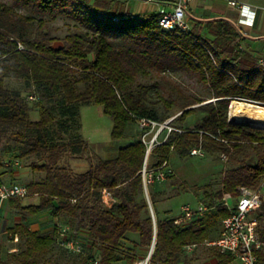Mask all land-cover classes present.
Instances as JSON below:
<instances>
[{
    "label": "trees",
    "instance_id": "trees-1",
    "mask_svg": "<svg viewBox=\"0 0 264 264\" xmlns=\"http://www.w3.org/2000/svg\"><path fill=\"white\" fill-rule=\"evenodd\" d=\"M17 1L34 5L43 14L69 8L79 25L56 37L38 18L37 32L30 36L11 21V7L0 2V143L2 139L21 143L18 156H37L28 168L44 173L26 185L30 194L38 196V203L23 204L15 196L7 199L21 216L9 229L23 241V247L9 256L18 264H39L57 242V231H31L25 221L48 210L74 220L76 231L86 230L99 249L98 264L120 260L133 264L153 237L149 264H182L186 245L201 244L211 239L212 228H221V220L228 214L221 198L231 201L241 186L256 185L264 175V127L227 119L231 100L264 103V65L240 47L242 30L224 17L189 18L187 29L169 30L159 26L157 12H132L126 0ZM24 19L34 20L32 16ZM177 70L195 74L215 100L202 102L194 95L169 93L165 97L158 93L166 110L181 109L179 120L195 112L200 116L190 126L174 125L180 131L171 130L152 148L151 166L168 160L170 151L190 155L192 147L201 148L204 154H224L228 164L217 189L191 187L202 190V201L209 210L185 225H178L168 213H159L152 188L149 197L154 220L151 217L140 173L145 157L141 135L149 127H140L138 120L158 119L144 93L133 89L134 84L143 88L138 76ZM7 78L22 80L34 89L37 95L29 96L37 99V120L29 118V96L7 88ZM153 85L160 90L159 82ZM90 103L101 106L111 118V140L130 141L118 146L112 157L97 156L94 162L86 159L87 167L72 174L59 164L60 158L67 153L80 157L87 144L77 136L64 140L61 134L74 126L78 105ZM54 125L58 129L52 131ZM1 148L0 167L4 165ZM104 188L114 202H103ZM260 210L257 217L263 226L259 233L264 239V203ZM69 236L80 242L81 253L79 238L74 233ZM211 255L215 264H229L234 259L230 251L217 247ZM259 257L257 264H264L262 254ZM93 259L86 256L89 264Z\"/></svg>",
    "mask_w": 264,
    "mask_h": 264
},
{
    "label": "rangeland",
    "instance_id": "rangeland-1",
    "mask_svg": "<svg viewBox=\"0 0 264 264\" xmlns=\"http://www.w3.org/2000/svg\"><path fill=\"white\" fill-rule=\"evenodd\" d=\"M0 2H3L11 7V21L15 26L22 27L25 33L30 36L35 35L37 32L38 23L36 22V19L38 18L43 19L47 23L51 34L56 37H62L69 30H72L75 25H79V22L76 20V18L73 17V15L69 12V8L55 10L52 13L43 14L36 8V6L25 4L21 1L0 0ZM127 5L130 8L133 7V3H128ZM25 16H32L34 20H26L24 19ZM137 81L143 85V88L139 89V87L134 84V92L138 93L140 90V92L144 93L148 107L155 112L158 119V124H156L154 127L148 126L149 128L146 129L149 131L145 137L146 140L150 139L158 131L160 125L165 123L166 121H168L172 126L182 125L183 127H186L192 125L200 116L198 112H195L191 115H188L184 120H179L178 115L181 113V109H179V107L177 106H173L169 110H166L163 103L158 100V93L163 94L165 97L168 96L169 93H171L173 96L194 95L198 98H201L203 100L202 102L215 100V98L210 97L211 94L209 88L206 87V85H204L202 82H200L195 74L184 70L166 71L162 74H153V72H150L146 76H138ZM155 81L159 82L161 87L160 90L157 86L153 85ZM5 86L10 89H17L27 96L35 94L32 87L26 86L24 82L19 79L7 78L5 80ZM27 99L29 105L32 107L29 112V118L31 120H37L39 118L38 111L35 106V101L37 99L33 96H29ZM247 105L248 103L244 100H231L227 108V119L230 113L231 115L236 116V109L240 108L241 106H244L247 109ZM256 107L264 108V105L258 104V106ZM248 111L250 112V110ZM77 112L78 116L76 118L74 126L70 127V130L68 132L61 134L62 139L64 140L77 136L84 139L87 144V149L84 153L81 154L80 157H76L67 153L60 158L61 160L59 164H62L66 168H68V170L72 174L79 172L87 167L88 162L86 159H90V161L94 162L96 161L97 156L112 157L115 154L120 143H124L125 141L130 140V138H125L128 140L120 142L110 139L112 120L108 115L103 113L101 106L93 103L79 104ZM246 119L247 117L241 122L246 121ZM57 129V125H54L51 128L52 131ZM166 133L167 129L163 127L159 131L157 139L161 140L165 136H168ZM51 136L53 138L55 137L54 134H51ZM54 140H57V138L55 137ZM20 146L21 143L17 141H8L5 139L1 140V157L4 161L3 167L5 169V173L8 174L12 172L13 168L17 167L22 170H30L28 168L29 163L33 160L38 159V157L35 155L20 158L18 156ZM146 148L147 146L145 144V150ZM152 148L149 149L146 155L147 163L149 165H151L152 163ZM15 160H18L17 165L13 164ZM168 162L171 168V174L163 180H157L152 184L147 185L146 193L144 191V195L146 197L147 204L149 202L151 209H153L149 197V190L150 188H152L156 193L157 206L160 212L163 213L165 211L166 213H168V215L174 217L179 214L180 206L182 204L189 203L191 205H195L198 201H202V190H195L191 187L200 188L208 185L209 187L207 189H217L221 184L222 173L228 167L227 159L223 158L222 154L180 156L175 151H170ZM30 173H27V176H25L26 178L24 176H20L18 180H38L44 175L43 172L33 173L30 171ZM8 179H6V181H8ZM19 181L18 183L26 185V182ZM21 199L23 204H36L39 201L33 194H29L28 196H25ZM233 202L234 198L231 201L228 200L229 204H232ZM5 210L8 211L6 205ZM208 210L209 206L207 211ZM207 211H205V213ZM260 211L261 210H259V212ZM11 213H15V210L12 209ZM57 221L61 225L67 226V231L71 234L74 233L79 238L82 243L83 251L81 253L73 252L60 246L56 242L42 257L39 264H89L86 260V256L99 258V249L95 244H92V240L87 235L86 230L79 229L76 231L74 227L75 221L68 218L64 214H58ZM6 225L7 223L5 224L0 220V241H2V243L4 242L0 247V264H18L9 256L10 253L14 252H7V249L11 244V242H9L11 236L9 235L10 230H8L6 227L4 228V226ZM262 226L263 223L259 222V228H261ZM212 229L213 230L210 232L211 238L215 237V235L218 233L219 228L214 227ZM122 243L125 246H131L128 241H123ZM16 246L18 248H22L23 241H16ZM149 248L141 249V251L138 252L137 260L133 264H137L140 260H143L146 257ZM212 249V246H208L204 243L197 244L190 249H184L182 252L184 262L182 264H215L216 260L211 255ZM117 264H125V262L123 260H120L117 262ZM147 264H149V261L147 262Z\"/></svg>",
    "mask_w": 264,
    "mask_h": 264
},
{
    "label": "built area",
    "instance_id": "built-area-1",
    "mask_svg": "<svg viewBox=\"0 0 264 264\" xmlns=\"http://www.w3.org/2000/svg\"><path fill=\"white\" fill-rule=\"evenodd\" d=\"M192 0H167L165 5H161L157 9V23L163 29H178L185 30L188 28L187 21V8ZM231 6H235L241 13L240 22L243 24H252L255 16V12L248 5L237 3L234 0L228 1ZM259 63L264 65V61L259 59ZM250 105L263 104L250 99L241 98ZM233 115H228V120L232 119ZM140 127L151 126L154 127L158 124L156 121L148 118H140L138 120ZM253 126L264 125L254 124ZM167 129V135L173 129H177L170 125L168 121L161 124L158 131L148 140L145 139L148 130H145L141 135V140L146 144L145 157L140 169L143 188L152 184L154 181L163 180L171 174V168L168 160H164L157 166H151L147 163L146 155L152 147L156 144L164 141L167 136L161 140L158 138V133L162 128ZM180 131V129H177ZM190 155L203 156L204 152L199 147H192L189 150ZM223 158H226L222 154ZM14 165L18 164V160L13 162ZM30 193L27 190L26 185L18 182H5L0 179V203L8 199L11 196L23 198L28 196ZM109 191L102 189L101 196L104 203L109 204L114 202L111 197L108 196ZM220 203L228 209V214L221 220V228L218 236L213 239H208L203 243L217 247L222 251H230L242 264H257L259 262V254H262L264 261V239L260 237L259 233V220L258 212L264 203V175L260 178L256 185L252 186H241L238 194L234 198L232 204L228 203L226 198H221ZM208 206L203 201H198L195 205L184 203L180 206V212L175 216V222L178 225H185L194 218L202 216L207 211ZM68 227L59 225L57 230V243L73 252L81 251L80 242L69 236L67 231ZM195 244H189L184 249H190ZM150 254L147 253L143 260H140L137 264L144 262L147 264L149 261ZM90 264H98V259H93Z\"/></svg>",
    "mask_w": 264,
    "mask_h": 264
},
{
    "label": "crops",
    "instance_id": "crops-1",
    "mask_svg": "<svg viewBox=\"0 0 264 264\" xmlns=\"http://www.w3.org/2000/svg\"><path fill=\"white\" fill-rule=\"evenodd\" d=\"M126 1L127 4L133 3L132 8H130L127 5L130 11L136 13H149V12H157L158 7H160L161 5H165V1L167 0H139V1L126 0ZM228 1L230 0H192L191 3L188 5L186 18L199 19L206 17L208 18L224 17L232 21L236 26H238L242 30L243 33L242 38L240 40V47L264 61V0H234L237 3L248 5L251 9L254 10L255 16L252 24L241 23L240 22L241 13L239 9L235 6H231L228 3ZM124 140H128V139H119L113 141L123 142ZM129 141L130 140L125 141L124 143H120V145L125 144ZM27 173H30V170L28 169L22 170L17 167V168H13L12 172L7 174L5 173L4 167L3 166L0 167V179L5 182H11V181L15 182L16 180H17L16 182H18L19 181L18 178L20 176H24V177L27 176ZM7 176L9 177V179ZM6 179H8V181H6ZM32 180L33 179H29V180L24 179L23 181H19V182H26L27 185ZM33 195H35L36 199H38V196L36 194ZM108 196L111 197L110 193L108 194ZM112 199L113 201H115L114 198ZM28 204H33V203H28ZM5 205L7 206L8 211L5 210ZM12 209L15 210V213H11ZM157 209L160 214L164 215L166 213L165 211L161 213L158 206ZM0 220L3 221L5 224L7 223V225L4 226V228L6 227L8 230H10L9 228L14 226L16 223L21 221L20 214L16 211L15 208L9 206L7 199L3 200L0 203ZM25 223L31 231H37L42 234L51 233L53 230L57 231L59 225H61L57 221V216L52 215L48 210H44L37 214L30 215L26 219ZM9 235L11 236V239L9 240L11 244L8 247L7 252H16V250L18 249V247L16 246V241L20 240L19 239L20 235L16 232L13 233L11 231H9ZM217 236L218 233L213 238H216ZM3 243L2 241H0V247L3 245ZM229 264H242V263L234 256V259Z\"/></svg>",
    "mask_w": 264,
    "mask_h": 264
},
{
    "label": "bare ground",
    "instance_id": "bare-ground-1",
    "mask_svg": "<svg viewBox=\"0 0 264 264\" xmlns=\"http://www.w3.org/2000/svg\"><path fill=\"white\" fill-rule=\"evenodd\" d=\"M230 105H231V103H230ZM247 107L248 108L246 109L244 106H241L240 108L236 109V116H234V115L233 116L239 120H243L247 117L246 120H248V121L251 120V121L256 122L259 125H264V108L256 107V105L254 106V105H250V104H248ZM254 109H256V110H254ZM248 110H250V112ZM229 111H230V109H229ZM139 264H145V263L141 262Z\"/></svg>",
    "mask_w": 264,
    "mask_h": 264
},
{
    "label": "water",
    "instance_id": "water-1",
    "mask_svg": "<svg viewBox=\"0 0 264 264\" xmlns=\"http://www.w3.org/2000/svg\"><path fill=\"white\" fill-rule=\"evenodd\" d=\"M230 121L241 122V121H243V120H239V119H237L236 117H233L232 119H230ZM241 123H247V124H251V125L257 124V123L254 122V121H248V120H246V121H244V122H241ZM144 191H145V193H146V189H145V188H144ZM148 206H149V209H150V212H151V217H152V219L154 220V218H153V213H152V209H151V206H150L149 202H148ZM153 246H154V237H153V240H152V242H151V244H150V248H149V251H148V254H150V255L152 254Z\"/></svg>",
    "mask_w": 264,
    "mask_h": 264
}]
</instances>
